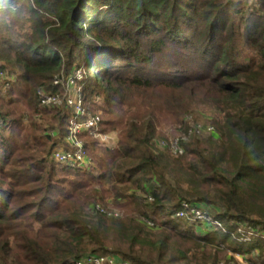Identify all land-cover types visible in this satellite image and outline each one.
Masks as SVG:
<instances>
[{"label":"trees","instance_id":"1","mask_svg":"<svg viewBox=\"0 0 264 264\" xmlns=\"http://www.w3.org/2000/svg\"><path fill=\"white\" fill-rule=\"evenodd\" d=\"M73 69L85 113L100 100L102 132L117 133L111 148L85 143L81 169L51 159L76 118ZM0 70L13 77L0 85V264H218L221 251L264 264V0H0ZM195 111L212 132L188 134ZM159 113L182 154L158 146ZM182 202L222 228L174 219Z\"/></svg>","mask_w":264,"mask_h":264},{"label":"built area","instance_id":"2","mask_svg":"<svg viewBox=\"0 0 264 264\" xmlns=\"http://www.w3.org/2000/svg\"><path fill=\"white\" fill-rule=\"evenodd\" d=\"M74 73V72H73ZM71 73L63 83L66 87L72 86L74 81L81 80L82 74L80 70ZM13 81V77L7 71L0 70V85H3V89L8 87V84ZM61 80L54 81L55 85L60 84ZM38 95L40 97V104H50L56 101L57 97L54 95H47L43 91L38 90ZM65 103L68 107L72 108L76 118L71 119L68 124L67 136L65 138L66 144L70 146L69 150H64L62 148L55 149L52 152V159L55 160L60 165H65L69 168H85L90 164V159L87 157L83 143L77 139V137L85 132H93L98 127L100 118L98 115H90L84 113L83 105L81 102V97L78 92L72 96L67 95ZM192 119V117H188ZM199 127L193 126L189 128L188 134L198 133ZM206 132H212V129H207ZM185 141V137L177 138L173 141H161L158 142V146L162 149H166L172 154L180 155L183 152L181 147L182 142ZM173 218L177 220H187L190 219L193 223H196L197 228H201L200 232L203 234L212 232L211 228H222L219 221L214 220L209 217V213L203 210L200 205L182 202L179 209L174 212ZM75 264H127L126 262L117 263L115 259H106L100 256L86 257Z\"/></svg>","mask_w":264,"mask_h":264},{"label":"rangeland","instance_id":"3","mask_svg":"<svg viewBox=\"0 0 264 264\" xmlns=\"http://www.w3.org/2000/svg\"><path fill=\"white\" fill-rule=\"evenodd\" d=\"M14 31L16 32L17 31V28ZM166 53H167L166 54V58L167 57H176L178 55V52L173 51V50H167ZM175 59H180V58L179 57H176ZM76 70L77 69H73V72L75 73ZM74 73H73V75H74ZM75 84H76V82L74 81V83L72 84V86L68 87V94L67 95L72 96L73 94L75 95L76 92H78L80 94V91L81 90L78 87H76ZM46 94L47 95H54V96L57 97L56 94H50V93H46ZM158 95H159V93H158ZM80 97H81V95H80ZM152 99L158 103L157 105H160V103H161V100L160 99H158L156 96L152 97ZM81 102H82V100H81ZM56 103H59L58 97H57V99H56L55 102L50 103V104H41V106H43V107L44 106L45 107L46 106L50 107V106H53V105H57ZM96 103L97 104L93 105V109H94V111H95L96 114H93L92 112H91V114L92 115H98L100 119L102 117V120L103 121L107 120L109 117L106 116L105 113H102L101 110H96V109L99 108V105L101 104V101L98 100V102H97V100H96ZM82 105H83V103H82ZM105 108H106V105H105ZM84 113H85V110H84ZM88 114H90V113H88ZM191 116H192V119H188L189 116H187V118H186V120L188 122V125H189V128L197 125V127H199V130H200L199 131V134H201V136L207 135V133H209V132H206L207 129L208 128L211 129L209 127V125H208V119L211 116L210 113L209 112H204V111H195V112L191 113ZM156 120H157L156 121V134H155V137L156 138H158V137L160 139L162 138V139H164V141H173V140H175L177 138H180L181 134H179L180 133L179 126L178 125L175 126L174 124H172L171 123V120L165 114H163V113L157 114ZM23 124L24 125H27L28 124V120L24 118ZM102 131H106V128L103 127V126L100 127L99 124H98V127L96 128L95 131L89 132V136L91 138L82 136L83 135V133H82V134H80L77 137V139L83 143L84 149H85V143L89 145L88 146L89 148H93V149L97 148V146L98 147L99 146H101V147H110V148L113 147L115 145L116 141H117V133L116 132H107V133H105V132H102ZM188 131H189V129H188ZM66 136H67V134H66ZM66 136L64 137V142H65ZM92 142H94L96 144L94 146H91V143ZM65 145H66L67 149H65L64 147H58V148H55V149L62 148L64 150H69L70 149V146L68 144H66V142H65ZM53 161L56 162L55 160H53ZM1 163H2V160H0V165H1ZM90 164H92L91 161H90ZM57 171L61 175V176H59L61 178H64V177L71 178L72 177V174L69 176L67 173H64L63 171H60V170H57ZM107 206H108L107 208H109V209H114V206H113L112 202L109 203ZM47 207H49V205H47ZM202 207H203V210L206 211V213H208L209 208L206 207V206H202ZM186 221L189 224H192L193 223V221L190 220V219H187ZM179 222H181V221H179ZM193 224H196V223H193ZM197 229H198V231H200L201 228H197ZM219 229L220 228H215L213 230L211 228L212 231L219 230ZM225 257H226V259H228L229 254H227V252L224 253L223 251H221L219 253V257L217 256V259L220 261L218 264H224ZM104 258H106V259H112L113 258V259H115V261L117 263H119V262H126L127 264H129V262L122 261V259L121 258H118V257L107 256V257H104ZM236 263L237 264H245L244 261L242 260V257L236 258Z\"/></svg>","mask_w":264,"mask_h":264}]
</instances>
